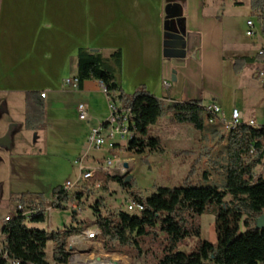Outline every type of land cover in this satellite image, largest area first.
<instances>
[{
	"label": "trees",
	"instance_id": "16d2710c",
	"mask_svg": "<svg viewBox=\"0 0 264 264\" xmlns=\"http://www.w3.org/2000/svg\"><path fill=\"white\" fill-rule=\"evenodd\" d=\"M187 0H179L180 10L176 17L165 16V57L186 56ZM248 4L251 16L264 25V0H236L235 4ZM179 14V15H178ZM169 26V27H167ZM122 50L80 48L77 55L78 88L86 80H99L106 88L111 101L128 112V124L133 138L120 148L124 151L143 154L147 150H163L161 139L150 135V129L169 113L176 124H188L198 132L207 127L222 128L220 143L227 147L225 185L194 184L184 179V184L161 186L148 196L135 188V182L126 175H109L103 180L118 181L119 185L135 202L144 206L141 212L124 208L111 210L98 198L92 204L94 225L99 230L107 254L129 257L133 262L144 264H264V175L257 167L264 163V123L261 125L241 121L230 129L227 119L210 115L202 101L174 102L168 107L165 101L149 92L144 85L133 94L124 91L120 73ZM264 63V57H236L234 70L237 74L254 62ZM106 125V122H103ZM46 127V105L38 92L27 93L25 129L38 130ZM119 146H116V149ZM146 159V158H145ZM128 179V180H127ZM207 180V179H206ZM83 186V184H82ZM83 191V190H82ZM68 192L64 185L56 187L50 203L43 196L21 193L12 199L15 213L4 223L0 250V264H5L3 255L19 260L20 264H51L47 257L48 241H53V257L58 264H67L72 251L70 239L84 234L86 227L79 220L78 211L72 209V223L49 233L32 228L28 222H44L47 207L69 209V203H83L84 192ZM21 204L32 209L30 215L18 209ZM81 207V206H80ZM205 213L215 217L216 241L202 238L200 217ZM196 240L187 248L189 240Z\"/></svg>",
	"mask_w": 264,
	"mask_h": 264
},
{
	"label": "crops",
	"instance_id": "0c3cea01",
	"mask_svg": "<svg viewBox=\"0 0 264 264\" xmlns=\"http://www.w3.org/2000/svg\"><path fill=\"white\" fill-rule=\"evenodd\" d=\"M173 1L0 0V106H6L11 114L10 119H13L9 121L6 132L12 139L11 148L17 145L18 133L32 134V145L40 146L41 149L47 150L48 146L61 148L62 135L71 130L68 124L70 112L78 114V104L85 103L89 111V120L86 121L90 125L76 130L79 136L75 139L76 145L82 139L79 146L84 149L91 127L99 122L96 120H100V115L106 116L109 111V97L99 80H86L80 89L68 88L65 84L67 78L77 75L80 48H120L123 53L120 81L128 94L135 93L139 86L144 85L149 92L163 99L168 107L174 102L215 103L221 106L225 113L222 116L226 119H230L232 110L238 108L243 113L244 122L252 120L246 115L245 109L232 104L231 100L238 90L237 78L254 64L260 65V69L250 76L264 78L261 74L264 63L254 62L237 74L234 59L255 57L260 45L264 46L263 41L262 44L260 41L243 44L233 39L237 24L231 21L235 11L227 0H187L184 11L186 56L165 57L166 7ZM232 3L235 4V1ZM246 5L251 14L250 7ZM228 29L232 32L230 41ZM29 92L46 93L42 97L46 105L44 129H25L26 116L21 121L15 120L17 108L23 106L27 114ZM155 127L160 128L155 136L161 139L163 149L166 141L171 142L172 148L175 144L180 145L184 137L181 130L191 128L192 133L198 132L191 125L171 122L169 113ZM211 131L207 127L199 133L210 134ZM191 139L192 144L197 145L194 137ZM123 145L119 143L118 150L113 152L107 148L106 152H118L124 161L134 160L133 155L147 158L154 156L161 160L159 154L162 151L147 150L137 154L121 150ZM125 163L129 166V163ZM226 164L227 160L220 164L224 175L221 185H225ZM179 165L182 170L184 164ZM166 166L169 169L164 173L169 175L171 170L175 172V165ZM131 169L129 166V172ZM256 171L264 175V163ZM106 175L98 181L103 182L108 178ZM215 175L204 171L201 179L203 183L209 184L210 178L214 179ZM0 185L1 199L3 185ZM156 185L155 190L161 186H172L164 184L162 180ZM108 186H113V183L109 181ZM11 207L10 200H7V204L0 208L5 211L0 214V239L4 219L11 214ZM78 238L72 237L70 244L72 239ZM73 247L74 244H71V249Z\"/></svg>",
	"mask_w": 264,
	"mask_h": 264
},
{
	"label": "rangeland",
	"instance_id": "374dc122",
	"mask_svg": "<svg viewBox=\"0 0 264 264\" xmlns=\"http://www.w3.org/2000/svg\"><path fill=\"white\" fill-rule=\"evenodd\" d=\"M227 2L231 8H233V11H235L232 16L233 20H231L237 24L233 31V39L243 44H252L254 41H260V44H262L261 40L264 43L261 24L257 18L251 16L247 5H236L232 3L233 1L231 0H227ZM249 17L255 20L258 32L256 37L253 38L248 37L246 34V22ZM229 29L228 37L230 41L232 32ZM91 49L98 50L100 48ZM107 50L108 52L112 51L111 49ZM258 69H260V65H251L237 78L238 90L231 102L240 109H245L249 119H253L257 123H262L264 122V78L255 79L250 76ZM68 88L72 87L68 86ZM0 111L3 112V115L0 117L1 139L3 136L7 135L6 132L10 123L9 121L13 119H10L11 114L8 112L9 109L6 106H0ZM52 115L51 113V119L53 118ZM110 115L109 109L106 116L100 115V120H96L99 122L93 127H99ZM25 116L26 114L23 106L16 109L14 116L15 120L21 121ZM220 116H222V114ZM68 117V124L71 130L69 133L62 135V139H60L62 144L61 148L48 146L47 150L44 148L41 149L40 146L32 145L31 142H33L34 139L32 134L26 135L24 133H18L17 145L13 148H7L0 144V183L3 185L0 208L7 204V200H10L12 206L11 213L14 214V205L16 201L12 198L19 196L21 193L43 196L47 203H50L53 199V191L56 187L65 185L67 181L73 184L78 181L80 166L76 164V161L86 154L88 144L86 137L84 149H82V146H79L82 139H80L81 141L76 145L75 139L79 136L76 130L84 129L90 124L88 121L81 120L77 113L71 114L70 112ZM158 129L160 128L152 126L150 135H156ZM211 130L210 134H202L199 132L194 134L191 128L181 130V134L184 137L182 136L183 138L179 142L180 145L175 144L176 146L172 148L171 142L166 141V148L164 147L162 154H159L161 160H157L154 156L147 158L137 155L132 156L134 160H125L129 163L130 168H132L128 177L134 180L135 188L144 196H148L153 193V191H156L155 185L157 183L159 185L161 180L166 185L169 184L174 186L184 184V179H192L195 181L194 184L200 185L203 183L201 173L203 174L204 171H210L216 174L214 179L210 178V184L219 185L223 183L224 175L220 164L227 160V147L225 142L220 143V138L225 132L222 128H211ZM191 137H194L197 145L192 144ZM65 144H67L66 148L64 147ZM107 148L108 146H104L101 149H92L88 158L89 160L86 161L85 166L94 168L95 176L84 183L83 186L82 184L76 186L72 191L74 193L83 190L82 192H84L82 198L83 203L80 205V209L77 210L78 219L82 220V225L86 227L84 233H86L87 230L92 231L96 229L92 204H94L98 198H103L104 204L111 210L126 209L127 203L130 200L128 193L122 189L118 181L111 180L113 186L110 187H105L104 185L100 188L94 187L95 183L106 175L102 170V167H105L103 163L108 157L113 156L112 153L106 152ZM163 158L167 160H163ZM165 162L166 165H175V172L171 170L169 175L164 173L167 171V168L169 169V166H166ZM179 164H184V166L181 167L182 170L179 169ZM50 208L51 207H47L46 220L44 222L34 223L27 221L28 225L32 228L44 229L51 233L54 230L62 229L65 225L72 223L73 207L69 209ZM3 213H5V211L0 209V214ZM199 220L203 228L202 238L215 242L216 232L214 215L205 213ZM77 237L80 238L71 240V244H74L72 249L71 244L69 245L73 257L67 264H144L139 260L133 262L129 257L124 255L107 254L99 239H89L85 234ZM1 241L2 238L0 239V250ZM195 243V239L189 240L187 248L194 246ZM46 251L49 262L51 264H58L53 257V241L51 238L48 241Z\"/></svg>",
	"mask_w": 264,
	"mask_h": 264
},
{
	"label": "built area",
	"instance_id": "2783aa9c",
	"mask_svg": "<svg viewBox=\"0 0 264 264\" xmlns=\"http://www.w3.org/2000/svg\"><path fill=\"white\" fill-rule=\"evenodd\" d=\"M236 1V0H232ZM247 30L246 34L248 37L253 38L257 35L256 29V22L253 18H250L246 22ZM262 28V35L264 37V25L261 26ZM258 54L264 57V46H261L258 50ZM262 76H264V70L262 71ZM65 84L70 86L74 89H78L79 78L72 77L67 78L65 80ZM102 89L104 92L106 91L105 86L101 83ZM42 97L46 96V93L41 94ZM109 97V96H108ZM205 108H210V115H223V112L220 105L212 103L206 104ZM109 109H110V117L105 121L107 124L104 125L103 123L99 127H93L90 129L88 136H87V144H88V152L81 158L76 161V164L80 166V175L78 181L76 183H71L67 181L64 185V189L68 192L73 191V189L81 184H84L91 180L95 175H93V168L85 166L86 161L89 158V151L92 149H101L104 146H108L110 150L113 152L116 149V146L119 143L126 144L133 138V132L129 127L128 124V112L121 111L120 105L111 101L109 97ZM78 116L81 120H89V111L88 107L85 103H79L77 106ZM230 122V129L235 127L236 121H245L243 113L238 108L232 110L231 118L227 119ZM254 123V125H261L262 123H257L255 120H249ZM113 154V153H112ZM105 167H102V170L109 174V175H126L129 172V166L122 160V154L115 152L112 157H108L105 162L103 163ZM83 182V183H82ZM103 182L97 181L94 185L95 188L102 187ZM69 207H73V209L78 210L80 206L77 203L70 202ZM18 209L23 211V214L30 215L32 213V209H26L23 205L19 204ZM51 209V208H50ZM144 209V206L140 203L133 201L132 199L129 200L127 203L126 210L130 212H141ZM10 215H7L4 219V223L10 220ZM99 230L96 228L94 230H87L84 234H90L92 239L95 238V234H98ZM3 258L6 260L5 264H20L19 260L9 259L7 253L3 255Z\"/></svg>",
	"mask_w": 264,
	"mask_h": 264
},
{
	"label": "water",
	"instance_id": "95a60500",
	"mask_svg": "<svg viewBox=\"0 0 264 264\" xmlns=\"http://www.w3.org/2000/svg\"><path fill=\"white\" fill-rule=\"evenodd\" d=\"M179 0H174L173 2H170L168 4V6L166 7V12L168 13L169 16H174L176 17L177 15V11L180 10V6H179V3H178ZM179 15V14H178ZM169 27V26H167ZM11 143H12V139L11 137L7 134L5 136H3L1 139H0V144L7 147V148H11ZM128 180V179H127ZM0 195H1V185H0ZM260 224L262 226H264V215L261 217V220H260ZM73 256L70 257V259L72 258ZM69 259V260H70Z\"/></svg>",
	"mask_w": 264,
	"mask_h": 264
},
{
	"label": "bare ground",
	"instance_id": "6f19581e",
	"mask_svg": "<svg viewBox=\"0 0 264 264\" xmlns=\"http://www.w3.org/2000/svg\"><path fill=\"white\" fill-rule=\"evenodd\" d=\"M227 122H228V125H230V122H229V120H227ZM241 121H236L235 122V125L236 124H238V123H240ZM249 123L250 124H254L252 121H249ZM93 175H95V170H94V168H93ZM89 239H92V236H90V234H85ZM97 236H98V234H95V238L97 239Z\"/></svg>",
	"mask_w": 264,
	"mask_h": 264
},
{
	"label": "flooded vegetation",
	"instance_id": "af4514ba",
	"mask_svg": "<svg viewBox=\"0 0 264 264\" xmlns=\"http://www.w3.org/2000/svg\"><path fill=\"white\" fill-rule=\"evenodd\" d=\"M3 107V106H2ZM3 115V112L0 111V117Z\"/></svg>",
	"mask_w": 264,
	"mask_h": 264
}]
</instances>
